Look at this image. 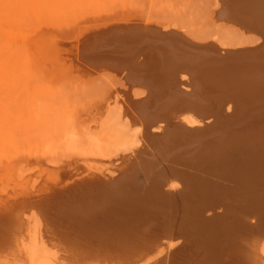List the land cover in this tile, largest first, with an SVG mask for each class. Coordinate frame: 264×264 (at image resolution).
<instances>
[{
  "label": "bare ground",
  "instance_id": "bare-ground-1",
  "mask_svg": "<svg viewBox=\"0 0 264 264\" xmlns=\"http://www.w3.org/2000/svg\"><path fill=\"white\" fill-rule=\"evenodd\" d=\"M7 1L11 8H19V17H33L35 26L73 28L71 40L61 42L67 45L68 71L96 72L91 67H106L123 76L129 86L139 88L138 99L128 92L129 96L119 100L122 94L114 91L113 98L112 91L103 95L101 105L77 114L65 101L54 109L53 117H49L51 107L47 104L38 114L34 111L38 105L33 93L21 105L27 111L26 118L18 119H25L23 132L30 133L28 128L39 125L58 129L65 140L64 149L73 150L72 154L79 151V155L106 157L111 149L137 155L135 150L149 147L154 160L146 162L145 186L136 184L131 163L121 173L117 168L108 170L120 173L115 176L120 178L117 183L127 177L116 188L101 182L109 177L106 173L92 175L88 170H96L88 166L86 178L59 188L64 182L61 179L54 186H44L46 194H42L44 189L37 188L40 194L33 191L38 178L26 182L32 178L18 176V164L13 161L14 173L9 176V170L8 179L0 182L14 196L10 200L6 193L11 203L0 201V264H264V0H216L221 1L219 16L230 14L256 38L222 48L193 44L172 31L154 32L153 26L128 17L121 22L100 18L93 25L87 20L69 25L83 17L85 9L97 7L99 0H0V87L6 66H19L24 72L33 64L29 69L37 74L36 60L35 64L29 61L31 54L21 52L16 44V48L8 42L2 45V21L6 19L2 6L9 8ZM56 37L53 40L57 42ZM256 42L260 43L252 46ZM41 43L36 49L41 60L59 54L58 46H63ZM46 92L56 98L50 90ZM108 110L113 113L105 119ZM13 114L2 119L1 106L0 162L5 160L2 146L7 142L2 145V132ZM80 127L92 141L84 144L80 137H73ZM41 146L44 149L47 144ZM12 147L18 148V143ZM35 163L29 165L39 168L40 163ZM55 168L44 171L45 180L39 178L50 183L51 178L60 179L65 170ZM106 181L110 184L111 180ZM57 188L60 191L54 193ZM73 190L76 192L62 198ZM108 209L112 213L107 224L103 218ZM98 217L106 225L97 224Z\"/></svg>",
  "mask_w": 264,
  "mask_h": 264
},
{
  "label": "rangeland",
  "instance_id": "rangeland-1",
  "mask_svg": "<svg viewBox=\"0 0 264 264\" xmlns=\"http://www.w3.org/2000/svg\"><path fill=\"white\" fill-rule=\"evenodd\" d=\"M217 1L216 0H99L97 7L93 6L92 8L90 7L88 9H85L84 10L85 12L83 11L84 12L83 17L86 16L88 19H86V17L85 18L81 17L82 19L78 18L77 21L71 20V23H69V25L71 26L72 23H79L81 21L85 22L86 20L88 21V23L91 22V24L93 25L95 23V21L99 20L100 18L101 19L104 18V19H108V20L115 18L116 20L114 19V21L121 22L123 20L126 21L127 20L126 17H128V18L136 19L139 22H141L142 24L144 23L146 25H149L148 27L153 26L152 29L154 30V32H159L160 30H161L160 33H162V31H163V33H165V31L166 32L169 31L168 33H171V31H172V33L176 32L182 38H185L189 42L196 44V45H200V46L214 45L216 47L222 48V45H225V46H232L233 45L234 46L235 44H237L239 42H247V41H251L252 39L254 41V39H256V38H251V36H252L251 32L247 31L245 28L241 27L240 24L233 21L232 20L233 17L230 16V14L226 15L227 19L224 18L223 13L220 15L221 17L219 16V14L221 13L220 12L221 8H219V7H221V5H219L221 3V1L219 3ZM224 1L227 2L229 0H224ZM7 2L9 3V1H7ZM10 6H11L10 3H9V8L2 6V13H3L2 15L6 16V19L2 18L4 20V21H2V45L5 46V44L7 42L11 45L16 44L17 47L22 48V50L20 49L21 52L25 50L29 53V55L31 54L29 57L32 60L29 59V61L34 62L36 60V64H35V62H34V64L37 68L34 71L37 72V74H34V72H32L33 70L31 69L32 70L31 71L29 69V68H32L33 64H32V66H29V68H27L24 72H23V69H21V67H19V66H18V68H15V67L12 68V67H10L11 65H9V66H6L4 68L5 69L4 75L5 76L2 78V87H0L2 89V90L0 89V91H1L0 92V95H1L0 98H2V101L0 99V101H1L0 109L2 106V119H5L6 116H9L8 113L12 114L14 112L16 115L13 114V117L10 116V118H9L10 121L7 118L6 122L8 121V123H9V125H7L8 128L4 129V131L2 132L3 137H4L3 138L4 142L2 141V145L6 141L7 142H6V146L5 145L2 146L3 147L2 154H3V156H5L6 161L4 159H2V162H0V182L8 179L7 173L9 170H10V173H8L9 176H10V174L14 173L13 164L11 165V163H13V161H14V163L17 162V164H18V165H16V168H17L16 171L18 170L16 172V174L18 176L22 175V178H23V177H26L25 175H27L28 177L30 176L32 178V179L27 178L26 182L27 181L29 182L31 180L35 181L38 178V180H36L37 183L35 182L33 184V191H37L38 189L40 191H42L41 189H44V191H43L44 193L41 192L42 194H46V189L48 188L47 185L49 186L51 184L52 186H54V185H56V183L57 184L59 183L58 181L63 180L64 182L63 183L61 182L57 186L59 188H61V187L63 188L64 186L68 187L69 186L68 184L73 182L72 180L79 181L81 179L86 178L88 176L87 174L89 173L88 171H90V173L92 175L93 174H101V172H102V174L106 173V174H104V176H109L107 178L109 180H111L110 181L111 185L109 184L108 181H106L107 178L104 179L102 177L104 180H102V178H101V180H102L101 182H104V183L107 182V184L109 185V186L107 185V187H109V188H111V187L116 188L122 182L124 183L125 182L124 180L127 178V177H125V179H123V180L121 179L122 181H119V183H117L118 182L117 180H119L120 178L116 179V177H117L116 174H120L121 171H125L126 166H128V164L131 163L130 164L131 165L130 170H132V173L135 174V181H137L136 184L138 186L139 185L145 186L146 182H145V178L143 176V172H144L145 165L147 164L146 162L149 160H154L152 157V154H153L152 148L149 149V151H148L149 147L146 149H144L143 147H140L137 150H135V154L137 152V155H133V153L131 154L130 151L120 152V151H116V150L111 149V151L107 153L108 155H106L107 158L105 156L103 157L102 155L101 156L100 155H93L92 156V155H88V154L79 155L78 154L79 151H75V152H77V154H74V153L72 154L71 152H73V150H65L64 149L65 146H64V142H62V141H65V140L62 137L63 134L60 135L61 131L58 129L46 130V127H42V125H39L35 129H33V127L28 128L29 129L28 132H30V133L25 134V132H23V130H24L23 128H25V126L23 125V122L25 119H21L20 121L18 119L22 116L24 118H26L27 111L25 112L24 111L25 109L23 110L24 107H22L21 105H22V102L24 101V99L33 93H34V96L37 98L36 106L38 105L37 109H35L34 111L39 112L41 107L44 106L43 104H45V105L47 104L48 107H51L50 108L51 109V115L49 114V117L50 116L53 117L52 115L54 114V112H53L54 109L62 107L63 103L65 101L67 102L68 105L75 107L74 110L76 112L75 111L74 112L77 114V112H79V111L83 112L86 109L89 110L90 107L92 108V105L93 106L99 105V104L101 105L104 102L103 98L106 97L109 93L111 94L112 91H113L112 94L114 93L113 98L116 95L115 94L116 91L118 92V94L119 93H120V95L122 94L121 99L119 97V100H123V98H125L127 96L128 92H129V94L131 93L133 95L132 96L133 99H138L139 96H136V95H138V93H139V91H137L139 88H134V87L129 86V83L127 81H125L123 76H120L118 73L116 74L114 71H113L114 73H112V70L108 69L106 67L105 68L100 67V70H98L99 68H96V67L92 68L91 67L92 70L97 69L96 70L97 74L94 71H90V69H84L85 73L83 72V70H80V72L74 71L73 73H72V71H68L67 69H69V65H70L69 58L67 56H66L67 59L65 58L66 53L64 52V50L67 49V45H63L61 42L64 41V43H66V42H69V39L71 40V34L74 32L73 28L70 27L71 28L70 29L69 27L64 26L63 24L61 26L56 25L55 28H54V26H47V25H46L47 26L46 27V26H44L43 23H41L40 26H38V25L35 26V24H37V22L35 23L34 18L31 16L29 19L26 18L27 19V20L25 19L26 21L24 20L23 17L20 16L21 19L20 20L18 19L19 21L17 22V18H20L18 16V9L19 8L13 9V8H11L12 6L11 7ZM10 8L13 10H11ZM101 11H103V12L105 11V12L102 13ZM28 12H29V10H28ZM97 12H99V13H97ZM98 14H99V16H98ZM11 16H12V18H11ZM7 17L10 18V20ZM118 18H120V19H118ZM15 19H16V21H15ZM83 19H85V20H83ZM28 21H30V22H28ZM16 22L19 24L16 25L17 24ZM8 23L10 24V26ZM7 24H8V26H7ZM59 27H61V28H59ZM176 33H174V34H176ZM53 35L55 36V39H57L56 35H58L59 40H57V42H56V40H53L54 39ZM247 37H248V39H247ZM252 37H254V36H252ZM51 38L53 40L52 42H50ZM60 39L62 41H60ZM40 41L42 43H47L48 45L50 43L51 46H52L53 42L61 43V45H63L62 46L63 48L59 47L57 45L58 48H61V49H59V51H60L59 54L52 55L50 58H48L47 56H44V58L41 60V58L38 59L39 56L36 53V49L39 46V44L41 43ZM256 43L257 44H254L252 46H257L260 42H256ZM18 44H20V45H18ZM11 45H10V47H11ZM14 45H13V48H16V47H14ZM33 45H34V47L35 46L36 47L34 48ZM225 48H228V47H225ZM3 51L6 52L5 50H2V52ZM21 52H20V54L25 55L24 52L23 53H21ZM34 52H35V54H34ZM32 62H30V64ZM103 69H105V72ZM66 71L69 73H67ZM87 71H89V72H87ZM70 72H71V74H70ZM114 75H117V77H115ZM30 76H31V78H30ZM119 77L121 78V80ZM126 84H127V86H126ZM128 86L131 88H129ZM126 87H128V88H126ZM47 89L50 90V92L54 93L56 98H54V99L50 98L49 95H51V94H48L46 92ZM126 89H127V91H126ZM130 91H132V92H130ZM129 94H128V96H129ZM131 94H130V96H131ZM103 95H105V96L103 97ZM18 107H20V108H18ZM111 107H114V106L112 105ZM116 107L117 106H115V108ZM76 109H78V111ZM110 109H112V108H110ZM15 110L16 111L18 110V112H16ZM110 111L108 110V112L106 113V115L107 114L108 115L107 116L105 115L106 116L105 119H107L111 115V113H113V112H111L109 114ZM21 112H22V115H21ZM38 112H37V114H38ZM71 114H72V112H71ZM22 120H23V122H22ZM103 121H105L104 118L100 122V125ZM49 126H51V125H48L47 127H49ZM49 128L52 129L53 127L51 126ZM100 128H98V129H100ZM81 130H82V132H79ZM97 130H94L95 135H100L101 132H99V131H102L103 129H101L99 131H97ZM85 132H86L85 128L80 127L79 130H77V132H76L77 134L75 133L76 135H74L73 137L74 138L76 136L80 137L82 140L85 141L84 142V144H85L89 139L91 140V138H88V137H90V135H86ZM79 133L80 134L83 133L82 136L79 135ZM10 135L13 136V139L10 138ZM46 135H48V136H46ZM70 136H72V135H70ZM48 137H50V138H48ZM14 139H15V142L18 143V148H15V149L12 147L13 145L17 146V143L14 142ZM41 142L47 144L46 148L42 149V146H41L42 143ZM9 143H11V144H9ZM20 143H22L23 145H21ZM49 143H51V145ZM10 145H12V146L10 147ZM20 149H21V151H20ZM26 149L29 150L28 154L23 153V151ZM52 149L54 151H56L55 154H56L57 158L55 156H53L54 151H52V153H51ZM32 151H33V156L31 154ZM38 151H39V153H37ZM141 151H145V153L147 155H149V153H150L151 158H150V155L147 156L144 152H141ZM150 151H152V152H150ZM16 152H18L19 154ZM140 152L143 154H141ZM21 153H23V155H21ZM36 153L38 155H36ZM80 153H81V151H80ZM39 155H41V156H39ZM139 155L141 157H139ZM17 156H19V157H17ZM34 156H36V157H34ZM42 156H44V157H42ZM135 156H137L135 159L136 162L140 158V160H139L140 165L137 162V164L139 165L138 167L139 168L143 167L142 170L140 168L139 172L137 170L138 173L135 172V170L138 169V167L136 166L137 164L134 162ZM31 157H32V159H31ZM148 157L150 159H148ZM89 159L95 160V163L89 164V162H88ZM116 160H119V161L115 162ZM33 161L37 162V163H35V165L40 163L38 165V167L40 168V166H41V168H42V169L40 168L41 171L39 170V168H37V165H36V167L29 165ZM83 161L88 162V163H86L87 165L85 163H83ZM96 161H98V162H96ZM4 163H6V164H4ZM69 163L73 169L70 168L71 166L68 165ZM108 163H111V164H108ZM32 165H34V163ZM74 165L76 167L78 165V167L76 168ZM8 166H9V169H8ZM29 166H31V167H29ZM88 166H90V167L93 166L94 170H96V171L88 170V168H89ZM106 167H108V168H106ZM48 168L49 169L55 168V169H58L61 171L65 170V171H63V172H65V174L62 173V175H59L60 179L58 177L51 178L52 183L48 182V180L43 181L40 178H43V173H44V171L47 172ZM68 169H70V170H68ZM115 169L117 170V172L120 171V173H116V172H115L116 174L108 173V170L114 171ZM84 171H87V172H84ZM38 172H40L41 174ZM33 174H34V176H33ZM75 175H77V176H75ZM112 175H114V177L116 176L114 179L116 182L112 179V178H114V177H112ZM35 176H36V179H34ZM79 176H81V177L78 178ZM69 177H71V178H69ZM75 177H77V180L75 179ZM90 178H91V175H90ZM17 180H20V179H17ZM112 180L114 181L113 183H112ZM41 182H43V183H41ZM46 182H48V183H46ZM5 183H6V181H5ZM115 183H117V184H115ZM6 186L5 185L0 186V201H1V203H2V201L3 202L5 201L4 203L8 204V203H11L10 201H8V198H7V195L10 194L11 189L7 188L8 186L7 187ZM44 186H46L47 188ZM142 186H140V187H142ZM39 190L37 191L38 194H40ZM58 191H60V189L55 190L54 193H57ZM66 192L63 194L65 197L61 196L62 198H66L69 196V194H72L73 192L75 193L76 191L73 190L71 192L70 191H66ZM6 193H7V195H6ZM9 196L8 197L10 200L12 199V197H14V196H11V194ZM141 198H143V197H138L137 199H141ZM97 201H98V199H97ZM0 210H2V209H0ZM105 211H107L108 214L106 215V219L103 218V220H104V222H106V220H107L106 223L108 224V220L109 221L111 220L110 215H111L112 211H111V209H108ZM124 218H126V216ZM96 219L99 221L98 222L96 220L97 224L103 225L104 222L102 220V217H98ZM101 221H102V223H101ZM104 225H106V224L104 223Z\"/></svg>",
  "mask_w": 264,
  "mask_h": 264
},
{
  "label": "water",
  "instance_id": "water-1",
  "mask_svg": "<svg viewBox=\"0 0 264 264\" xmlns=\"http://www.w3.org/2000/svg\"><path fill=\"white\" fill-rule=\"evenodd\" d=\"M204 46H207V47H216V46H214V45H204Z\"/></svg>",
  "mask_w": 264,
  "mask_h": 264
}]
</instances>
